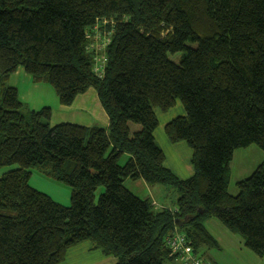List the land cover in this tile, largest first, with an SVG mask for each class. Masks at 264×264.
<instances>
[{"label":"trees","instance_id":"16d2710c","mask_svg":"<svg viewBox=\"0 0 264 264\" xmlns=\"http://www.w3.org/2000/svg\"><path fill=\"white\" fill-rule=\"evenodd\" d=\"M104 20L98 78L85 33ZM17 68L64 107L92 88L107 127H51L48 108L28 110L8 86ZM177 101L184 115L164 135L191 151L184 180L153 137L154 110ZM252 144L264 152V0H0V167L14 166L0 176V264H62L84 242L115 264L176 263L174 231L200 257L218 248L208 218L262 256L264 161L227 189L233 152ZM32 169L67 185L69 206L30 187ZM125 180L173 189V208L155 209Z\"/></svg>","mask_w":264,"mask_h":264},{"label":"rangeland","instance_id":"374dc122","mask_svg":"<svg viewBox=\"0 0 264 264\" xmlns=\"http://www.w3.org/2000/svg\"><path fill=\"white\" fill-rule=\"evenodd\" d=\"M180 54L168 55V58L173 62L177 63L179 60ZM24 72V71H22ZM26 74V73H25ZM28 75V74H27ZM29 76V75H28ZM11 80L7 81V84H10ZM19 85V94L22 95L24 92H27L31 86V83H26L24 78L20 76L18 78ZM54 92V91H53ZM55 94V93H54ZM56 96V95H55ZM34 97H40L35 94ZM181 110V111H180ZM158 115L160 121H164L165 118H169L170 122L172 119L181 116L182 112L184 115V110L180 103L178 102L173 108L168 110L165 113L160 112L159 110L155 111ZM182 115V116H183ZM167 122V123H168ZM162 124V122H160ZM132 131L138 130V127L135 125L130 126ZM158 134L156 138L158 139ZM159 141V140H158ZM156 142V141H155ZM159 143V142H158ZM158 145V144H157ZM159 146V145H158ZM160 147V146H159ZM126 157L123 156L119 160V164L123 165L125 163ZM264 161V152L259 149L256 145L252 144L245 148L236 149L232 154V159L228 165V193L235 195L237 193L236 183L247 177H249L256 167ZM14 166L10 167H0V176ZM28 184L33 189L47 195L55 203L67 207L70 204V189L67 185L52 179L51 177L46 176L43 173H40L37 169L31 170V176ZM124 186L128 191L140 199H147L150 201H156L158 203H164L168 207H172L175 204L177 193L166 186L163 185H153L148 186L144 181H131L125 180ZM204 227L213 237L217 239L218 248H202L199 250V253L202 254V257L211 261L213 264H264V254L262 256H257L247 248L244 247L241 237L237 234H233L228 231L223 225H221L214 218H208L204 221ZM81 252L76 255L79 258L81 263L88 264V259L86 260V249L84 245L77 246L67 253L70 260L71 254L74 251ZM95 260V259H94ZM64 264H78L76 262L69 263L68 261ZM176 264H180L176 262Z\"/></svg>","mask_w":264,"mask_h":264},{"label":"crops","instance_id":"0c3cea01","mask_svg":"<svg viewBox=\"0 0 264 264\" xmlns=\"http://www.w3.org/2000/svg\"><path fill=\"white\" fill-rule=\"evenodd\" d=\"M22 71V68H17L16 71L10 75L9 79L11 82L8 84V86L14 88L17 91L18 99L28 110L38 111L42 108H48L50 110L49 124L51 127L60 123L76 124L83 127H107L108 119L99 104L96 92L92 88H89L83 94L77 95L70 106L64 107L59 104L57 97L49 85L44 83H33L30 76ZM20 76L24 78L26 83H31V86L26 89L27 92H24L22 95L19 94L18 85V78ZM35 94L40 97H34ZM177 103L178 101L175 103V105H177ZM156 110L158 109H155L154 113L157 118L158 125L153 132V137L164 154V166L169 169L177 178L181 180L187 179L193 174V169L190 164L191 151L183 142L172 144L167 140L166 136L164 135V126L167 124L170 117L165 118L164 121H160L157 113L155 112ZM182 115L183 112L181 116ZM160 122H162V124ZM156 134L159 136L158 139L156 138ZM151 202L153 205H155V209L173 208V206L168 207V205L164 203H158L156 201ZM216 242L218 243V241ZM80 245L85 246V251L87 252L86 260L88 259V264H115L116 260L113 257L104 256L100 253V251L92 250L88 242L75 245L68 249L62 264L66 263L67 261L69 263L76 262L78 264H83L79 258L76 257V255L81 253L78 250L71 254L72 260H70L69 257L67 259L68 251ZM202 254L204 255V253Z\"/></svg>","mask_w":264,"mask_h":264},{"label":"built area","instance_id":"2783aa9c","mask_svg":"<svg viewBox=\"0 0 264 264\" xmlns=\"http://www.w3.org/2000/svg\"><path fill=\"white\" fill-rule=\"evenodd\" d=\"M106 24L111 25V22L104 20L95 24L85 33L87 39V52L93 54L92 72L98 78H102L103 76L106 64L105 51L110 44L112 34L111 29H106ZM165 244L171 253L177 256L180 264H213L204 257L194 254L192 246L186 237L177 231H174L166 238Z\"/></svg>","mask_w":264,"mask_h":264}]
</instances>
